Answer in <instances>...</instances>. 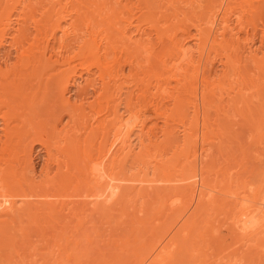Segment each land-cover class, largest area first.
<instances>
[{
    "label": "bare ground",
    "instance_id": "bare-ground-1",
    "mask_svg": "<svg viewBox=\"0 0 264 264\" xmlns=\"http://www.w3.org/2000/svg\"><path fill=\"white\" fill-rule=\"evenodd\" d=\"M77 1L78 6L77 4L76 6L81 11L80 17H78L79 14L76 16L77 11L72 13L69 9L72 0H5L3 3L5 5L0 8V54L6 46L14 51H12L13 55L11 53L0 55V264H35L33 260V262H27L28 257L33 254L41 256V259L42 257L48 259L51 254L62 250L66 253L70 238L65 227L70 226L68 225L70 219H72L71 222L73 219L76 220L73 216L77 214L75 212L78 205L75 206L73 202L79 203L78 208L83 207L80 202H87L89 198H92L91 202H105L111 195L112 189L116 190V188L117 196L121 197L132 194L136 197L149 196L150 192L146 195L148 193L141 191L147 187H150V190L155 188L152 185L156 179H148L149 174L156 175L163 173V170H171L163 166L153 165L151 168L148 166L147 157L150 148L166 146L178 153L179 148L182 147L186 153H189L188 158H192L179 169L172 168L178 171L181 177L178 176L171 181L160 179L163 183V187L160 188L161 194L164 196L172 193L187 194L192 198L198 191L202 194L208 189V183L206 177L202 176V171L208 167L206 163H209L211 155L202 152L204 155L200 156L199 153L201 157L199 162L198 155H194L197 152L190 156V150L193 146L197 147L200 140L201 144L204 143L201 137L206 131L204 123L207 112L205 111H210V109L207 110L208 108L205 109V106L210 105L216 108L223 104V110H243L250 109L254 105V100L264 99V0H255V3L253 0H171L164 3L167 9L169 6L176 7L175 2L184 3V7L180 3V7L174 8V12L170 14H177L180 8L184 9L182 15L185 19L183 18V21L180 19L182 15L179 11L180 15L177 14L179 18L176 19L181 21L175 25L185 28L182 26L185 23L190 30H193V33L185 30L187 36L184 39L181 38L182 40L178 38L181 41L172 34L175 36L171 38L170 45L164 46L167 41L163 39L164 43L159 38L167 35L162 34L160 29L156 31L150 26V29L159 32L157 37L159 42H162L161 48L164 47L163 53L159 51L161 57L158 59L163 70L155 62L154 67L166 73L167 76L162 75L166 77L165 81L174 79L176 82L180 81L177 83L181 86V88L177 87L181 89L179 93L175 94L178 92L176 91L172 94L171 90L173 96L166 97L172 98L177 123L172 121L171 125H165L160 129L161 140H157V136L152 135L154 134L151 133L152 129L145 131L147 119L144 118L145 113L149 112L152 117L160 116V107H163V101L166 100L164 98L166 89H161L162 81H159L160 72L157 70L156 73L152 71L150 72L152 74H148L151 78L157 74V79L154 78L157 83L153 88L156 91L153 94L156 95L149 96L150 100L147 102L143 94L148 87L147 83L145 84L148 77L144 68L150 63H147V59L141 55V52L148 53L152 48L147 46L141 48L147 43L143 41L145 44L139 45L142 39L137 38L139 43L136 42L134 46L124 43L127 41L129 43L131 40L130 37H125L126 30L129 28H134L136 32L133 31V33L140 38L147 35L148 28L143 26L147 28L145 33L142 24L148 25L155 20L157 16L155 13L161 8L157 11L154 6L160 7L163 0H135L133 3L132 0H123L125 4L134 5L130 8L120 6L121 0H112L116 9L107 8L108 10L106 7L109 0ZM31 3L33 6L28 13H34L35 5L44 3L43 11L35 12L39 14L40 20L35 17L36 14H30L29 16H34L36 20L33 18L31 22L28 20L29 23L25 22L27 24L23 27L17 25V28L22 29L15 30L16 26L13 27L12 24L13 17L17 15L18 18H24L27 14L25 10H29ZM164 4L161 7H164ZM125 7L130 10H126ZM110 10L112 11L109 15ZM117 10L119 14L126 15H122V18L125 17L120 19L123 20L122 27L119 25L117 29L121 43L124 44H118L124 46L118 51L119 46L113 43L117 36L110 40L113 42H109V32L106 33L107 31L105 32L103 28L110 29L119 24L120 17H117ZM175 10L178 11L175 12ZM134 11L139 16L135 17ZM244 15L248 16L249 21L245 17L247 22H244ZM74 16L78 17L77 21L80 19L78 24L71 21ZM110 16L112 17L109 18ZM162 16V18L165 17L164 13ZM166 16H170L168 12ZM172 18L171 21H173ZM24 20L27 21L25 18ZM164 20L166 23L167 19ZM249 26L254 28V31L259 28L260 48H254L255 34L252 35L253 38L248 37L249 30L246 27ZM177 28L179 31H175H182L180 27ZM13 31L17 33L16 36ZM131 31H129L130 35H133ZM241 33L245 35L243 39H241ZM70 40L71 43L68 42ZM147 41L150 42L148 39ZM190 41L194 43L193 49L188 45ZM154 43H152L153 46H155ZM243 50L247 52H242ZM153 51L156 50L152 49L150 52ZM193 53L197 56L195 59ZM243 53L246 55L243 56ZM136 54L142 56L143 61L136 63ZM148 56L145 57L150 61L155 55ZM123 57L125 59L122 62ZM12 58L13 62H11ZM215 62L222 67L220 76L216 73L212 75ZM126 67L128 73L125 74ZM246 74L248 77H245ZM81 79L92 91L89 95L91 100H80L77 98L79 95H76L78 102H72L69 96L71 87L79 86ZM177 83L174 82L176 85ZM163 84L165 85L166 82ZM132 88L142 93L132 97ZM81 89H78V93L83 95ZM82 90L86 93L84 88ZM216 94L219 98L212 99ZM223 95L225 98L222 97ZM183 96L186 97L185 100ZM155 97L160 98L156 104ZM208 97L211 99L208 100ZM214 103L218 104L214 105ZM219 110L222 111L221 107ZM133 119L137 122L135 125L132 123ZM178 126L182 128L179 131L182 132L181 137H178ZM134 131H137V140L133 139ZM34 145H38L46 157L43 156L42 159H45L47 164L41 159L44 164L41 163L42 168L39 172L31 160ZM49 167H53L51 176ZM141 192L143 196H140ZM154 194L158 193L152 192L150 196H155ZM203 197L210 198L206 192L203 193ZM210 201L211 199L206 203L214 204ZM17 202L20 204L17 205ZM32 202H42L43 204H40L45 206V211L42 212H49L46 209L53 208L48 207L47 202H67L65 204H70L69 206L73 204L76 209L68 207L66 209V212L67 210L69 212L66 214L68 216H57L56 212H51L56 216L46 214L52 218L58 217L54 219L59 221L56 223V220L50 218L43 224L45 221L39 220L41 211L37 213ZM203 203L205 202L199 200L197 209ZM252 203L248 204L251 206L245 205L241 208L237 205L234 211L228 214L232 216L230 233L238 241L256 238L259 234L264 235V197ZM173 204L172 202L171 208ZM239 205L242 206V204ZM59 212L62 214L63 209ZM77 212L80 213V210ZM78 216L77 220H79ZM141 221H137L136 225L140 227L144 220ZM74 229L78 230V228ZM64 234L68 236L69 242L65 240ZM35 238L38 239L37 242H41L42 247L39 246L41 248L35 246L33 241ZM61 239L64 241H60ZM163 241L162 238L156 240L149 253L141 254L143 256H140L136 264H167L170 260L172 262L175 243L169 241L163 245ZM59 242H66V245L62 244L64 246L62 247ZM252 262L259 264L256 259Z\"/></svg>",
    "mask_w": 264,
    "mask_h": 264
},
{
    "label": "rangeland",
    "instance_id": "rangeland-1",
    "mask_svg": "<svg viewBox=\"0 0 264 264\" xmlns=\"http://www.w3.org/2000/svg\"><path fill=\"white\" fill-rule=\"evenodd\" d=\"M171 0H163V2H161L162 4H164L165 2H169ZM178 1V0H176ZM255 3V0H253ZM252 1V2H253ZM2 2V3H1ZM0 2V8L3 7V4L5 2L1 1ZM77 2V3H76ZM120 2V6H128L129 8L134 5H132L133 2H135V0H132L131 5L125 4V1L121 0ZM175 2V1H174ZM75 3V4H73ZM160 3V7L157 8V6L155 9L160 10L158 11L159 13H161L163 15H165L164 18H162V15H158L159 13L156 12L155 10V14L157 15L156 18L159 19L158 23H157V19L154 18L155 20H153L150 24L146 25L147 23H143L142 24V29L144 30V32L146 33L147 28V35H145L146 37L148 36L149 38H140L138 35H135L134 32L135 29L134 28H129L128 30L131 31V34L133 33V35H130V32L128 30H126V34L125 37L128 38L130 37L131 40L128 43H124V44H130L133 46L137 43H139V40L137 41V39H142L140 40V42L142 41V43H139V45L141 44H145V42L147 44L142 45V47L147 46L152 48L150 49V53L148 52H141V55L144 56L145 59H147V64L148 69L144 68V70H146V77H148V80L146 79L145 84L147 83V91L146 94L145 92H143V94L145 95V99H147L146 101L149 102L148 100H150V97H154L153 94L156 91H154V85L157 83V81L155 79H157V74L156 76H154V78H151V75L148 74H152L150 72L152 71H159L157 73L158 76H160L159 81L162 83L160 84L161 89H166V93H165V101H163V107H160V116L158 117H152L151 114L149 112L145 113V131H147V129H152L151 133L154 137H156L157 140H161V131L160 129H162L165 125H171L172 121H175L177 123V114L175 113V111L173 110V103H172V98H166V97H170L173 96L172 94L179 93V90H181V86L180 81L176 80H172V81H168L166 79V77L162 76V75H166V73L164 74L163 68L160 66V60H158L161 57V52L163 53V46L161 48V43L165 40L167 41L166 44L164 46H169L171 41L173 39V36L177 37L176 39L178 41H181V38H186L187 36V32L185 30H189L190 32H192L193 30L189 29L187 27V24H185L184 22H182V24L184 23L185 28H182L180 25H178V22L181 21L183 18L185 19V16L182 15V11H185L184 9L180 8V12L178 11L182 16L180 17L181 20L176 19L177 17L179 18V16H177V14L173 13L172 15L170 13L174 12V8H179L180 7V3H182V5L184 4L183 2H175V6L174 8H171L170 6L167 9V5L164 7H161L162 4ZM32 4V3H31ZM28 7L29 10H25V19L27 21L24 20V18H18L17 16L15 18V16L13 17L14 19L12 20V24L13 27H15V30H19L22 28H17L18 27H23V25L29 23L36 18H34V16H29L30 14H36L35 17L40 18L39 14L35 13V12H42L43 11V7H44V3L42 5L37 4V6L35 5V12L34 13H28V11H31V8L33 6V4ZM78 6V1L77 0H72L71 4H70V11H77V15L79 14L78 17H80L81 15V11L78 10L77 6ZM107 8H115L116 6L114 4L113 6V1L109 0L107 1ZM112 4V5H111ZM167 4V3H166ZM174 4V3H173ZM172 4V6H174ZM41 7H40V6ZM130 5V6H129ZM179 6V7H178ZM37 7H39L38 11ZM184 7V5H183ZM18 8V7H17ZM73 8V9H71ZM129 8L125 7V9L130 10ZM252 8V7H251ZM76 9V10H75ZM42 10V11H41ZM108 10V9H107ZM107 10H105L107 12ZM169 10V11H166ZM172 10V11H171ZM111 11H108V14H111ZM118 12V10H117ZM135 12V11H134ZM168 12V15L173 16L171 21L170 16H166ZM136 13V12H135ZM17 14V13H14ZM140 14V13H139ZM178 14V15H180ZM85 15H90V14H86ZM124 15V13L122 14ZM121 13L117 14V17L119 20V24L112 26L109 28L107 27H103L105 32L109 34V42H113L110 41L112 40L115 36H117L115 42L116 45L122 44L121 39H120V34H118L117 29L118 26L120 25L122 27V21L120 19L125 18L124 15L122 18ZM139 16L137 13L135 14V17ZM155 16V15H153ZM184 16V17H183ZM75 18V16L73 17V19H71V21H75V24H78L80 22V19L77 21V18ZM112 16H110L109 18H111ZM245 17L246 20L249 21L248 16L244 15V22L245 21ZM28 18V19H27ZM16 19V20H15ZM75 19V20H74ZM164 19H169L170 21L165 20ZM177 20V23H175V20ZM19 22H18V21ZM24 20V21H21ZM29 20V22H28ZM40 20V19H38ZM37 20V21H38ZM20 21L22 23H20ZM70 21V22H71ZM121 21V23H120ZM183 21V20H182ZM18 22V23H15ZM24 22V23H23ZM27 22V23H25ZM21 25H20V24ZM99 23V22H98ZM155 23V24H152ZM152 24V25H151ZM176 24V25H175ZM181 24V22H180ZM154 25V26H153ZM147 28H145V27ZM149 26V27H148ZM155 28L156 31H162V34H165L167 36H163V37H167L166 40L165 38H159L161 39V43L159 42V39L157 37L158 33L155 32V30L150 29L151 27ZM109 27V26H108ZM120 27V28H121ZM177 27H180V32L179 29ZM113 30H112V29ZM145 28V29H144ZM249 32L248 33V37L253 38L252 35L255 34L254 36V42H255V46L254 48H258L259 45V36H260V31L259 28H257V30H253L254 28H252L251 26L246 27ZM160 29V30H158ZM251 29V30H250ZM112 30V31H110ZM178 30V31H175ZM117 33H116V32ZM185 31V32H183ZM14 32V33H13ZM12 33L15 34V31H13ZM104 32V34H105ZM115 32V33H114ZM150 32V33H149ZM175 32V33H173ZM178 32V34H177ZM181 33H183L182 35H180ZM193 33V32H192ZM191 33V34H192ZM17 34V33H16ZM16 34L14 36H16ZM107 34V35H108ZM118 34V35H117ZM175 34V35H172ZM186 34V35H185ZM114 35V36H113ZM130 35V36H128ZM172 35V37H170ZM59 36V35H58ZM57 36V37H58ZM113 36V37H110ZM135 36V38L133 37ZM181 36V37H179ZM243 39V37L245 36L244 33H241L240 35ZM160 37V36H159ZM122 38V37H121ZM137 38V39H136ZM172 38V39H171ZM180 38V39H178ZM257 38V39H256ZM118 39V40H117ZM145 39V40H143ZM150 40V42L147 41ZM164 39V40H163ZM107 41V43H108ZM145 41V42H143ZM164 41V43H165ZM71 43V40L68 41ZM118 42V43H116ZM133 42V43H132ZM155 42V43H154ZM160 44V45H158ZM106 43V42H105ZM154 43L155 46H153V44L151 46H149V44ZM168 43V44H167ZM193 42L188 44L190 46L191 49L193 46ZM115 45V46H116ZM116 46L117 51L120 49V47H124V46ZM125 45V46H126ZM105 47V46H104ZM146 47V48H147ZM155 47V48H153ZM194 47V46H193ZM10 47H5L3 48V50H5V52H3V50H1V56L7 54L9 55L10 53L13 55V49H9ZM161 48V50L159 49ZM260 48V47H259ZM8 49V51L6 50ZM144 50V49H143ZM8 53H7V52ZM11 51V52H10ZM13 51V52H12ZM158 51V52H157ZM242 52H247L245 50H243ZM147 53V54H145ZM140 54V53H138ZM136 54L137 56H135V61L136 63L143 61V57ZM193 53V58L195 59L196 54ZM245 53H243V56ZM119 55V54H118ZM153 56L150 59V61L148 60L149 58L145 57V56ZM125 56V55H123ZM148 56V57H150ZM159 56V57H158ZM141 57L143 59H141ZM140 58V59H138ZM157 58V59H156ZM13 59V58H12ZM11 59V60H12ZM123 59H125V57H123L121 60L122 62L124 61ZM156 60V61H155ZM14 59L11 61L13 62ZM158 61V62H157ZM159 64V66L161 67L160 69H156L157 67H154L155 63ZM135 63V64H136ZM154 64V65H153ZM156 64V65H157ZM137 65V64H136ZM155 70H153L154 68ZM158 66V68H159ZM149 67H151L152 69H150ZM128 68L126 67L125 70V74L128 73ZM149 69L151 71H149ZM222 71V67L220 66V64L218 62H215L213 70H212V75H214L215 73L217 75H219V72ZM148 71V72H147ZM153 72V73H154ZM163 72V73H162ZM156 73V72H155ZM162 73V74H161ZM161 74V75H160ZM150 76V77H149ZM220 76V75H219ZM163 77V78H162ZM245 77H248V74H246ZM151 78V79H150ZM165 78V79H164ZM154 79V80H153ZM92 80V78L90 79ZM84 80H80V85H76L74 87H71V93L69 94L70 99L72 102L77 101L78 99L83 100V99H87V100H91L90 98V94H91V90L86 87L87 85H84L85 83L83 82ZM147 81H149V84ZM154 82V83H153ZM159 82V83H160ZM166 84L164 85L163 83ZM177 83L176 84H174ZM247 82V81H245ZM153 84V85H152ZM150 85V86H149ZM85 86V87H83ZM164 86H166L164 88ZM180 88H177V87ZM78 87V88H77ZM140 87V88H139ZM138 88L141 90V86H139ZM177 89H175V88ZM85 89V92L88 93H83L84 91L82 89ZM88 92H87V89ZM82 92L83 95H81V93H78L79 90ZM133 92H132V97H136L138 95H136L137 93H142V92H137L138 90L136 88H132ZM172 90V92H171ZM175 90V91H174ZM91 91V92H90ZM126 91V90H125ZM136 91V92H135ZM135 93V94H134ZM150 93V94H149ZM172 93V94H171ZM85 94V95H84ZM153 94V95H152ZM170 94V95H169ZM78 97H77V96ZM148 95V96H147ZM152 95V96H151ZM217 95V94H216ZM216 95L214 97H212V99H218V95L216 97ZM84 96V97H83ZM86 96H88L89 98H87ZM127 96V95H126ZM148 98H147V97ZM150 96V97H149ZM200 94L198 93V98H199ZM76 97L78 99H76ZM81 97V98H80ZM86 97V98H85ZM144 97V96H143ZM176 97V95L174 96V98ZM223 98H225V95L222 96ZM123 98L125 99V95L123 96ZM156 98V97H155ZM154 98V103L156 104L160 98ZM186 98V97H185ZM184 96L183 99L185 100ZM170 101H169V100ZM211 99V97H208V100ZM79 100V101H80ZM84 100V101H85ZM126 101V100H125ZM124 101V102H125ZM156 101V102H155ZM257 101V102H256ZM166 102V103H165ZM254 105L252 107H250V109H243V110H230L227 111V109H222V105L220 104L219 106H217L216 108L214 106L209 107L205 106V109L210 111H205L207 113L206 116V120H205V128L206 131L204 133V136L201 137L204 139V143L201 144V140L199 142V144L197 145V147L194 148V146L191 148L190 150V156L193 153L195 156L198 155L200 153L204 155V154H209L210 156V160L209 163L206 165L208 166L207 168L205 167V163H204V170L202 171V176L206 177V181L208 183V189L205 190L203 193H207L210 198L208 199L207 197H203V193L200 194V191L196 192V194L192 197L188 196L187 194H178V193H172L170 195L164 196L163 194H161V191L163 187V183L161 182L162 180L160 179H165V180H170L171 179H177L178 176H180V174L178 173V171H174L175 169H179L180 166H183L188 160L190 161V158H188L189 153H186L185 149H183L182 147L179 148V152H174V149H172L171 147H160V148H150L149 149V154L147 157V163L148 166H150V168L153 165H157V166H163V167H167L170 168L171 170L169 171H164L163 173H157L156 175H152L149 174L148 179H153L155 181V183L152 186H155V188H151L150 187H146L147 188H143L144 193H148L146 195H150L151 193H158L156 195H158L156 197L155 196H146V197H136L132 195H129L127 197H121V196H117L116 191L118 192L117 188L118 185H115L114 188L111 191V195L109 196V198L105 201V202H91L90 199L92 198H87V202H80V204H83V207L80 206V208H78L79 203L78 202H73V204L75 206H77L76 208H74L75 206H69L70 204H65L67 202H54L57 203L56 205H54L53 202H47L46 205H48V207L52 208L50 209H46L49 212H42L45 211L43 205H41L40 203L42 202H32V206L34 208V210H37L40 214L43 216H39V220L42 219L41 222L46 223L47 220L54 219V218H58V217H49L46 214H51V212H56L55 214H57V216H68L66 214H69L68 210L66 212V209H68V207L70 208H74L76 209L75 214L79 217V220H77V216H73L76 217V220L73 219V221L71 222L70 219L69 220V227H65L67 228V233L68 236H65V234L63 236H65V240L67 241V237L70 238V242L67 243L68 245V250L66 253H64V250H62L61 252H57L54 254H51L50 257L48 259H46L45 257L41 256H35V254H33V256L28 257L27 262L29 261H34L35 264H136V261L140 258V256H143L141 254H148L153 245V243L158 240V239H164L163 241V245L169 241H172L173 243H175L174 249H173V261L172 262H168L167 264H253L255 262H252V260H258L259 264H264V235L259 234V236L256 238H250L248 240H236L237 238L234 237L232 235L230 227H231V222H232V216L228 215L230 213H232L234 211V208L237 206L238 208L240 207H245L246 206H251L248 204H251L252 202L254 203V200L256 201V199H259L261 197H264V99H256L253 101ZM252 103V104H253ZM165 104V106H164ZM218 104V103H217ZM216 103H214V105H217ZM213 105V104H211ZM221 107V110H219V108ZM254 107V108H253ZM204 109V110H205ZM218 109V110H217ZM219 111V112H218ZM200 112H203L202 110H200ZM223 112V113H221ZM221 113V114H219ZM219 114V115H218ZM152 117V118H151ZM134 125L137 123L136 121L132 122ZM156 126V127H155ZM201 126V125H200ZM155 127V128H154ZM178 137H181L182 132H179L180 130H182V128H180L178 126ZM135 136L133 137L134 140L136 139V134L137 131H134ZM151 135V136H152ZM201 135V134H200ZM30 140L28 139V142ZM136 142V141H135ZM38 147V145H36ZM34 145V149L31 152V160L33 162L35 166V168L38 170V172L41 170L42 167H40L41 165V159L45 157L44 152H42L43 150L40 149V147H36ZM194 148V149H193ZM36 149H40V150H36ZM38 151V152H37ZM42 152V155H41ZM204 154H203V153ZM34 153V154H33ZM33 155V157H32ZM41 155V157L39 156ZM208 155V156H209ZM44 156V157H43ZM198 155V161H201V157ZM194 157V156H193ZM204 157V156H203ZM212 157V158H211ZM46 158V157H45ZM200 158V159H199ZM34 159V160H33ZM40 159V160H39ZM192 159V158H191ZM194 159V158H193ZM36 160V161H35ZM45 159H42V161H44ZM204 161V160H202ZM37 162V163H36ZM45 164L46 161H44ZM44 164V163H42ZM200 164V163H198ZM43 166V165H42ZM40 167V168H39ZM172 170V168H174ZM201 167V165H200ZM50 170V176L53 174L52 170L53 167H49ZM161 168V167H160ZM207 169V170H205ZM36 170V171H37ZM176 172V173H174ZM179 174V175H178ZM200 175V174H199ZM201 176V175H200ZM120 177V176H119ZM159 180V181H158ZM156 184V185H155ZM148 185V184H147ZM173 185V184H171ZM149 188V189H148ZM114 190V192H113ZM163 193V192H162ZM142 194V192H141ZM140 196H143V194ZM163 195V196H161ZM256 198V199H255ZM211 199L210 202H214V204L209 205L206 202H208ZM199 200H202L203 203L198 209H197V202H199ZM172 202L173 204V208H171V204ZM241 202V203H240ZM249 202V203H248ZM46 203V202H45ZM52 203V205H51ZM71 203V202H69ZM78 203V204H76ZM238 203V204H237ZM252 203V204H253ZM20 202H17V205H19ZM43 204V203H42ZM239 204H242L239 205ZM41 205V206H40ZM60 205V206H57ZM66 205V206H65ZM52 206V207H51ZM64 208H63V207ZM36 207V208H35ZM39 207V208H38ZM55 207V208H54ZM63 209V213L61 214V212H59L61 209ZM67 207V208H66ZM83 208V209H82ZM232 208V209H231ZM43 209V210H41ZM57 209V210H56ZM173 209V211L171 210ZM80 210V213L77 212ZM82 210V211H81ZM222 210V211H221ZM185 211V212H184ZM232 211V212H230ZM66 212V213H65ZM225 212V213H223ZM222 213V214H221ZM55 214H51L52 216ZM49 217V218H44V217ZM56 216V215H55ZM226 216V217H225ZM44 220H43V218ZM81 218V219H80ZM227 218V219H226ZM46 219V220H45ZM57 221H59L58 219H54ZM83 220V221H80ZM144 220L143 224L137 226L136 222L137 221H141ZM48 222V221H47ZM76 222V223H75ZM85 222V223H84ZM142 222V221H141ZM82 223V225L80 224ZM84 224V225H83ZM139 224V223H138ZM80 226V227H78ZM74 228H78L74 229ZM76 231V232H71V231ZM229 230V231H228ZM66 231V230H65ZM71 232V233H70ZM63 236L61 238H63ZM260 240H259V239ZM75 239V240H73ZM256 239H258V241H256ZM33 244L35 246H38L37 248H41L42 244H40L38 241V239L36 240V238L33 240ZM60 241H64V239H61ZM73 241V242H72ZM76 241V242H74ZM244 241V242H243ZM60 243V242H59ZM66 242H61V246L64 247L62 244H65ZM72 243V244H71ZM76 243V244H74ZM66 245V244H65ZM41 246V247H39ZM177 251V252H176ZM258 257V258H257ZM150 260H152V258H150ZM32 261V262H33Z\"/></svg>",
    "mask_w": 264,
    "mask_h": 264
}]
</instances>
